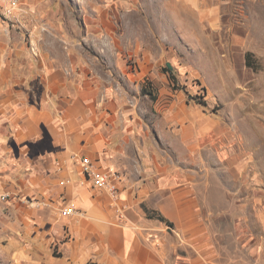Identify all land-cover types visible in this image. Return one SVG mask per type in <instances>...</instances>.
Wrapping results in <instances>:
<instances>
[{"label":"crops","instance_id":"obj_1","mask_svg":"<svg viewBox=\"0 0 264 264\" xmlns=\"http://www.w3.org/2000/svg\"><path fill=\"white\" fill-rule=\"evenodd\" d=\"M76 1L19 0L13 9H18L19 20H12L9 2L0 0V193L20 197L0 205L41 244L59 243L77 264H169L171 259L176 264H217L216 221L233 217L227 209L242 196L237 179L251 161L250 129L241 127L248 132L240 133L238 124H249L254 117L240 119L238 107L247 99L264 108V26L258 42L253 34L232 36L235 52L261 60L258 72L243 67L245 77L254 75L250 80L233 81L231 87L229 81L196 77L205 91V107L190 98L188 77L182 75L186 69L168 67L171 57L161 43L172 38L164 26L159 36L148 31L151 42L142 43L135 21L131 25L138 29L130 38L119 35V42L131 41V51H108L104 45L113 21L106 13L119 0ZM132 2V12L140 13L136 0ZM184 2L195 11L200 53L204 24L213 31L220 26V5ZM64 6L85 17L62 18ZM160 9L164 12L162 5ZM24 16L32 18L25 21ZM171 20L183 27L180 18ZM46 26L49 33L41 30ZM17 27L35 29L30 37L34 52ZM81 36L97 48L95 54L80 48ZM183 39L189 43L187 35ZM223 91L234 96L244 92V101L227 103L220 98ZM217 92L224 106L213 111L210 101ZM74 154L89 157L100 171L119 174L117 205L124 218L108 193L71 159ZM24 198L49 206L33 209ZM62 199L83 215L63 217ZM154 212L172 227L151 218Z\"/></svg>","mask_w":264,"mask_h":264},{"label":"rangeland","instance_id":"obj_2","mask_svg":"<svg viewBox=\"0 0 264 264\" xmlns=\"http://www.w3.org/2000/svg\"><path fill=\"white\" fill-rule=\"evenodd\" d=\"M71 1L74 3L73 0ZM74 1L77 2L76 0ZM262 1L263 0H198L205 8L212 7V5L215 4L220 5V26L217 31H213L210 26L206 23L204 24L206 38H204L205 42L202 52L200 53L197 52L196 45L198 44L195 40L197 34V20L195 11L190 6V3H182V0H136L140 6V14L139 12L137 13V11L136 13H134L135 11L132 12V5H134L132 0H119V3L115 6L109 1V3L112 4L111 7L108 6L109 10L106 14L108 20H112L113 23L108 26V41L104 45V49L108 51L116 50L122 53L126 52L128 54V52L131 51V41L126 39L128 42H119V35L125 34L130 38V36L135 33V30L138 29L137 27L136 29L135 27L133 28L131 25V23H135V21L140 24L138 31L142 43H149L151 40L148 38L152 36V33L150 37H148V31H152L159 36L158 31L161 30V26H164L165 33L169 34L170 38H172L171 40L169 39V41H165V43H161L162 47H167L171 57V63L169 65L171 68L181 66L186 69V72H183L182 75L188 77L185 79V82L191 87L190 92L193 96L190 95V98L203 105L206 104L204 100L206 97L205 95L200 96L201 86L200 82L196 80V77L203 80L205 76L208 80H212L211 78H213L220 83L229 81L231 87L233 86V81L244 83L254 76L251 73L245 77L243 73V67L245 65L248 66L247 57L250 60V64L253 66V68H249L258 72L261 60L251 57L249 52L244 54L243 50L242 52H235L233 50L232 36L235 33L239 35L253 34L252 39L254 41L257 39V35L261 34L260 26H264V4ZM232 4L244 6V9L237 7L236 10H234ZM161 5L164 12L160 9ZM17 10L18 9H11L8 17L12 20H19L15 17V11ZM155 10H160L164 13V17L160 19L159 14H156ZM241 10L244 11V15ZM171 11L172 13L170 14ZM88 14L96 16L94 11H89ZM1 17L3 18V16ZM26 17L27 16H24L25 21H30L32 18L27 17V19H25ZM61 17L64 19H70L71 17L82 19L85 17V13L83 14V12L79 10L72 15L68 13L67 8L64 6ZM176 17L181 19L183 23L182 28L174 26L171 18L174 19ZM157 20H162L165 25H162L161 22ZM17 29L18 27L15 28L17 33L22 32L23 35H25L24 44L26 48L34 52L36 46L31 41L30 37L33 35L35 29L31 27H29V30L22 27ZM68 29L71 30L69 27ZM41 30L49 33V28L47 26L41 27ZM81 31H84L82 27ZM85 34H87V31H84V35ZM184 35L188 36L189 43L183 39ZM78 39L79 42H77V44L79 43L81 49L86 48L92 53L97 52V50H95L97 48L94 49L93 44L84 43L86 41H84L85 39H83V36ZM197 54L199 55L197 56ZM253 55L252 53V56ZM262 63L264 64V60ZM206 70H210L211 74L206 75L204 73L203 75V72ZM214 70L217 71L218 75L214 73ZM221 70L224 72L227 71L229 74L225 75ZM231 70H235L236 74L234 72L232 73ZM197 72L199 74H197ZM174 82L176 83V78ZM243 93L244 92H237L234 96V92L223 91L220 92V98L227 103L229 101L234 103L239 101L243 102ZM255 93L257 95L256 97H259V91L257 90ZM218 97L217 92L210 101L213 111H218L224 106V103H219ZM227 103H225V106ZM238 110L240 111V119L248 116L254 117L253 121L249 124L247 122L238 124L240 133L250 129L249 136H251L250 140L252 142L250 149L251 161L249 170L237 179L239 183L237 193L239 194L238 191H240L242 196L239 199L236 197V202L230 203L227 209L233 217L231 219L220 217L216 221L219 227V232H217L218 234L214 238L217 246L216 263L264 264V108L259 105H254L246 99L245 102L239 105ZM244 126L247 129L240 130V128H244ZM246 132L248 131H245V133ZM239 136L243 137L242 134H239ZM73 156H77L78 160H80L79 157L81 156L76 154ZM73 156L71 159L79 164V161L73 159ZM19 199L20 198H10L7 201L0 200V202L6 203ZM63 200L64 199L61 200L62 203L60 207L66 204ZM154 218L157 219V217ZM26 231L27 227L25 225H20V221L13 217L11 211L7 207H2L0 205V264H77L71 261L67 252L62 249L59 243L48 241V243L41 244L34 236V233H32L33 235L31 236ZM88 264L95 263L90 261ZM169 264H176V260L171 259Z\"/></svg>","mask_w":264,"mask_h":264},{"label":"built area","instance_id":"obj_3","mask_svg":"<svg viewBox=\"0 0 264 264\" xmlns=\"http://www.w3.org/2000/svg\"><path fill=\"white\" fill-rule=\"evenodd\" d=\"M9 2L10 9H14L18 7L19 0H7ZM10 11H7V14H9ZM204 90L200 88V96H204ZM80 160H78L77 156H73V159L79 161V165L82 168V171L93 180L95 186L99 187L100 189L106 191L108 195L110 196L112 202L115 204V209L119 215L120 218H124V212L123 208L119 207V196H120V190H119V181L120 177L117 172H107V171H100L93 161L89 157H79ZM10 198L17 199L20 198L18 195H12L11 193H4L0 194V200L7 201ZM24 202L31 208L36 209L44 206H48V203L41 202L38 200H32L30 198H24ZM64 204V203H63ZM61 215L63 217H72L75 215L82 216L83 213L69 205L64 204L61 206L60 211Z\"/></svg>","mask_w":264,"mask_h":264},{"label":"trees","instance_id":"obj_4","mask_svg":"<svg viewBox=\"0 0 264 264\" xmlns=\"http://www.w3.org/2000/svg\"><path fill=\"white\" fill-rule=\"evenodd\" d=\"M247 65H248V67L253 68V66L250 64V60H249L248 57H247ZM166 71H170V69L166 68ZM171 79H172L173 81H175V76H174L172 73H171ZM144 92L146 93V90H145V89H144ZM149 94H150L151 96L154 97V95H153L152 92H150ZM203 105L206 106V104H203ZM149 216H150L151 218H153V217H157V219L161 220L162 222H166L167 225H169L170 227H172V224H171L170 222H167L162 216H160V215H158V214H156V213H152L151 215L149 214Z\"/></svg>","mask_w":264,"mask_h":264},{"label":"water","instance_id":"obj_5","mask_svg":"<svg viewBox=\"0 0 264 264\" xmlns=\"http://www.w3.org/2000/svg\"><path fill=\"white\" fill-rule=\"evenodd\" d=\"M170 68H171V66L170 65H168Z\"/></svg>","mask_w":264,"mask_h":264}]
</instances>
